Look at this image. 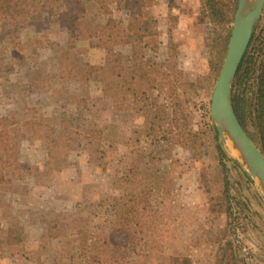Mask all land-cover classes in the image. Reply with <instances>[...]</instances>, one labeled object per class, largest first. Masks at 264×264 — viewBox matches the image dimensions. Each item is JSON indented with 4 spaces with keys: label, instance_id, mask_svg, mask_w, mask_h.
<instances>
[{
    "label": "rangeland",
    "instance_id": "374dc122",
    "mask_svg": "<svg viewBox=\"0 0 264 264\" xmlns=\"http://www.w3.org/2000/svg\"><path fill=\"white\" fill-rule=\"evenodd\" d=\"M117 1L110 15L95 7L78 17L70 31L60 29L48 18L40 29L22 30L18 42L4 37L0 31V117L14 115L24 120L26 110H30L46 118H56L55 125L66 118L72 126L81 125L85 130L100 133L104 139L107 135L113 146L105 149L109 145L104 143L101 155L97 154L91 161L85 141L73 138L61 169L52 166L46 170L44 143L23 142L16 161L40 170L41 174L33 173L11 188L0 187V231L17 230L20 238L18 246L5 250L0 264H84L85 258L95 251L91 247L97 239L121 245L118 231L112 225L111 199L119 194L123 197L132 192L139 194L143 187L150 188L154 183L158 186L150 205L156 216L150 220L151 233L146 234L153 244L146 251L142 244L133 250L130 246L118 249V256L125 262L264 264V193L217 138L210 119L211 94L225 59L237 6L234 2L238 0H224V13L211 19L202 18L200 0ZM133 9H141L147 21L156 23L157 34L143 39L145 57L161 66L167 80L172 79L171 57L175 58L182 90L193 79L209 78L213 66L220 67L217 74L213 72L212 89L192 94L185 104L189 130L205 134L201 148L196 151L175 145L180 133L165 122L164 128L173 131L166 137L173 139L155 143L154 136L148 137L147 116L133 111L113 112L110 102L103 98L100 85L94 81L102 68L108 66L111 51L122 54L124 63L128 64L130 49L117 45L108 35L81 37V30L104 24L108 17L124 25ZM225 38L226 50L220 57ZM69 40L74 50L60 58L58 50H65ZM251 41L249 52L255 55L254 74L244 88L250 112L249 133L253 129L258 77L264 62V9ZM72 59L87 65L88 82L57 77L60 62L67 65ZM112 84L120 98L125 96L129 100L122 78L114 79ZM163 105L160 99L159 108ZM71 117L79 122H72ZM215 146L226 155L223 167ZM131 160L138 170L134 175L128 174ZM149 161L157 170L156 176L153 168L143 167ZM116 175L127 179L121 182L120 191L113 188L112 178ZM163 189L169 190V195L165 196ZM99 200H104L101 208ZM216 206H222L223 211L219 212ZM60 214L69 216L62 220V238H48L46 222H55ZM71 215L89 221L82 237L75 235L76 216ZM110 253L111 247L106 254Z\"/></svg>",
    "mask_w": 264,
    "mask_h": 264
},
{
    "label": "trees",
    "instance_id": "16d2710c",
    "mask_svg": "<svg viewBox=\"0 0 264 264\" xmlns=\"http://www.w3.org/2000/svg\"><path fill=\"white\" fill-rule=\"evenodd\" d=\"M200 2L203 19H211L217 14H222L226 8L224 0H200ZM117 3V0H37L31 3L24 0H0V31L4 37L13 38L18 42V35L22 30L28 27L40 29L46 18L53 20L60 29L70 31L78 17L87 15L95 7L100 12L110 15L111 7L118 5ZM234 5L237 3L234 2ZM155 24V22H149L145 19L141 9H133L124 25L116 22L112 17H108L104 24L81 30L80 35L81 37L86 36L88 39L108 35L117 45L126 46L130 49L128 64L124 63L122 54L111 51L108 66L102 68L101 72L94 78V81L100 85L103 98L110 102L111 110L117 113L133 111L137 114H145L149 124L148 137L154 136L153 141L155 143L171 142L170 139L173 138L166 136L172 135L173 131L166 130L162 123L165 122L166 126L170 124L173 127L172 130L180 133V140L174 144L193 152L201 148V139L205 137V134L201 135L189 130L185 104L189 103L191 100L189 96L192 94L196 95L198 91L212 89L213 72L217 74L220 67L213 66V72L211 71L209 78L206 77L204 80L193 79L182 90L179 86L180 79L176 76L175 58L171 57L170 73L172 79L167 80L163 75L161 66L145 57L143 39L157 34ZM170 39L169 41H171ZM70 41H68L65 50H58L60 58L67 56L69 50H74V44ZM226 45L227 39L225 38L221 42L220 57L225 53ZM249 49L250 45L235 76L232 86V105L239 123L264 156V62L258 77L255 116L251 124L253 129L251 133L247 130L250 112L244 88L254 74L253 66L255 65V55L249 52ZM59 66L60 71L57 77L60 80H64L63 77L67 76L75 78V80L82 79L76 81L88 82L87 65L72 59L67 65L60 62ZM116 78H122L126 88L125 93L129 100L125 96L120 98L114 90L112 81ZM199 81H201V85ZM203 82L207 85H204ZM48 85L51 87L52 84ZM51 92L54 91L51 90ZM160 99L164 105L159 108ZM160 109L167 110L169 113L165 115ZM25 115L24 120H19L14 115L0 117V187L11 188L14 185L22 184L26 177L32 176L33 173L39 172V175L41 174L40 170L16 161L23 142L39 140L44 143L47 153L46 170L52 166L61 169L66 163L69 151H71L70 144L73 138H82L85 141L91 161L96 159L97 154L100 153L101 155L104 143L109 145L105 146V149L113 147L107 135L104 139L100 133L85 130L81 125L72 126L66 121V118L58 120V125H55L57 123L56 118H46L45 115L30 110H26ZM70 120L79 122V119L72 117ZM215 150L220 159V165L223 167L222 161L226 159V155L221 148L215 146ZM135 165V162L131 160L128 167L129 175L137 173L138 170ZM143 167L153 168V163L149 161L147 164H143ZM153 170L156 176L157 170L155 168ZM147 174L150 176L148 172ZM112 181L113 188L120 191L122 189L121 182L127 181V179L122 180L116 175ZM157 186L154 183L150 185V188L143 187L139 194L132 192L128 197L119 194L111 199L113 204L111 217L114 219L112 225L118 231L121 245H112L107 239H97L91 247L95 251L85 258L84 264H128L123 257L118 256V249L130 246L133 250L135 246L138 247L141 244L145 251L149 249L148 246L153 243L148 241L146 234L151 233L153 227L150 225V220L156 216V213L152 212L150 199ZM163 191L166 192L165 196L169 195V190L163 189ZM103 204L104 200H99L98 207L101 208ZM221 207L216 206L217 209H220L219 212L223 211ZM67 216L60 214L55 222L51 224L46 222L48 238H62L64 232L62 220H65ZM74 216L76 215L70 217ZM73 222L76 229L75 235L82 237L83 228L88 225L86 223L89 221L77 215ZM150 228L152 229L150 230ZM54 232L57 233L54 234ZM19 244L20 238L17 230L0 231V259L3 258L5 250L12 249ZM110 247L111 253L107 255Z\"/></svg>",
    "mask_w": 264,
    "mask_h": 264
},
{
    "label": "water",
    "instance_id": "95a60500",
    "mask_svg": "<svg viewBox=\"0 0 264 264\" xmlns=\"http://www.w3.org/2000/svg\"><path fill=\"white\" fill-rule=\"evenodd\" d=\"M264 9V0H238L225 59L210 99V119L217 138L232 145L235 157L264 193V156L253 144L232 106V86Z\"/></svg>",
    "mask_w": 264,
    "mask_h": 264
},
{
    "label": "bare ground",
    "instance_id": "6f19581e",
    "mask_svg": "<svg viewBox=\"0 0 264 264\" xmlns=\"http://www.w3.org/2000/svg\"><path fill=\"white\" fill-rule=\"evenodd\" d=\"M224 143L226 147L232 152V154L236 155V152L234 151L232 145L228 142V139L226 137L224 138Z\"/></svg>",
    "mask_w": 264,
    "mask_h": 264
}]
</instances>
